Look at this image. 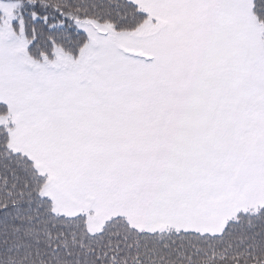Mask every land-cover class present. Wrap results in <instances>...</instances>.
Listing matches in <instances>:
<instances>
[{"label":"snow or ice","instance_id":"1","mask_svg":"<svg viewBox=\"0 0 264 264\" xmlns=\"http://www.w3.org/2000/svg\"><path fill=\"white\" fill-rule=\"evenodd\" d=\"M0 264H264V0H0Z\"/></svg>","mask_w":264,"mask_h":264}]
</instances>
